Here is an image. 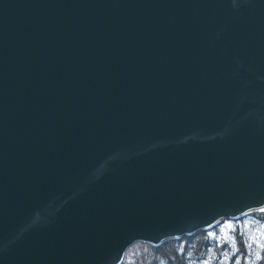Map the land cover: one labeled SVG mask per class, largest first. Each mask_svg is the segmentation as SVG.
<instances>
[{"label":"water","instance_id":"1","mask_svg":"<svg viewBox=\"0 0 264 264\" xmlns=\"http://www.w3.org/2000/svg\"><path fill=\"white\" fill-rule=\"evenodd\" d=\"M262 209L264 0H0V264Z\"/></svg>","mask_w":264,"mask_h":264},{"label":"trees","instance_id":"2","mask_svg":"<svg viewBox=\"0 0 264 264\" xmlns=\"http://www.w3.org/2000/svg\"><path fill=\"white\" fill-rule=\"evenodd\" d=\"M120 264H264V211L226 218L158 246L135 242Z\"/></svg>","mask_w":264,"mask_h":264},{"label":"snow or ice","instance_id":"3","mask_svg":"<svg viewBox=\"0 0 264 264\" xmlns=\"http://www.w3.org/2000/svg\"><path fill=\"white\" fill-rule=\"evenodd\" d=\"M262 211H264V209H262Z\"/></svg>","mask_w":264,"mask_h":264}]
</instances>
